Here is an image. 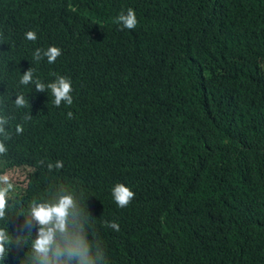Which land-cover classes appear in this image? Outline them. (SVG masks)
Instances as JSON below:
<instances>
[{
	"label": "trees",
	"instance_id": "trees-1",
	"mask_svg": "<svg viewBox=\"0 0 264 264\" xmlns=\"http://www.w3.org/2000/svg\"><path fill=\"white\" fill-rule=\"evenodd\" d=\"M129 7L137 27L121 30ZM52 45L55 63L33 61ZM30 67L44 83L70 77L73 104L20 85ZM0 102L14 240L29 203L66 185L83 192L109 264H264V0H0ZM118 182L135 192L122 209ZM27 251L13 243L0 264Z\"/></svg>",
	"mask_w": 264,
	"mask_h": 264
},
{
	"label": "clouds",
	"instance_id": "clouds-1",
	"mask_svg": "<svg viewBox=\"0 0 264 264\" xmlns=\"http://www.w3.org/2000/svg\"><path fill=\"white\" fill-rule=\"evenodd\" d=\"M116 22L121 30H134L138 19L133 8L122 10L116 17ZM25 39L35 42L38 39L35 30L25 33ZM62 55V49L57 46H49L47 49L36 48L32 53L35 63L46 58L47 63L53 64ZM35 70L30 67L21 74L19 84L23 86L34 85L38 92L50 91L53 97L52 103L59 107L61 104L71 106L73 104V86L70 77L57 75L55 79L44 83L34 78ZM17 109L30 106L29 100L23 93H17L13 100ZM3 108L0 102V109ZM69 119L73 113H67ZM32 115L26 112L24 121H30ZM13 119L6 111L0 110V156L8 152L7 141L12 138L13 130L10 121ZM24 132L22 123L15 126V135ZM41 166H46L49 172L61 170L64 167L62 160L46 162L40 160ZM14 186L8 175H0V221H5L7 227H0V258H4L10 247L15 243L27 245L28 251L21 259L22 264H109L106 247L96 236L92 216L88 206L85 208L86 198L83 192L66 185H57L50 190V196L42 199H33L27 208L26 214L22 211L19 216L24 218L23 229L26 235L15 237L8 231V210L10 207L11 193ZM111 195L118 208L128 207L135 198V192L124 183H116L111 189ZM88 200V199H87ZM105 226L119 231V224L115 221H104ZM35 227V238H32V229ZM30 240V249L28 241ZM20 261V264H21Z\"/></svg>",
	"mask_w": 264,
	"mask_h": 264
}]
</instances>
